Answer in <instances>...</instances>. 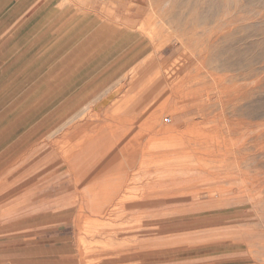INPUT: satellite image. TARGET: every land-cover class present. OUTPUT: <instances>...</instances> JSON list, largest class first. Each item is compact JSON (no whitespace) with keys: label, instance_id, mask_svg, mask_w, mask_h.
<instances>
[{"label":"rangeland","instance_id":"rangeland-1","mask_svg":"<svg viewBox=\"0 0 264 264\" xmlns=\"http://www.w3.org/2000/svg\"><path fill=\"white\" fill-rule=\"evenodd\" d=\"M19 1L0 21V121L40 91L17 162L45 141L50 156L24 188L15 162L0 168V264H264V0ZM64 51L110 81L77 110ZM143 60L155 68L131 78ZM146 99L155 121L133 111ZM39 183L52 188L23 199Z\"/></svg>","mask_w":264,"mask_h":264},{"label":"bare ground","instance_id":"bare-ground-1","mask_svg":"<svg viewBox=\"0 0 264 264\" xmlns=\"http://www.w3.org/2000/svg\"><path fill=\"white\" fill-rule=\"evenodd\" d=\"M160 19H161V22H162V18H160ZM153 64L154 63H150L148 65L146 63V61L143 60V62H140L139 64H137L134 67V69L132 70L133 71V74L131 75V78H135L136 75H140L141 77H143V75H145L146 73H148V71H150L153 68H155V64L154 65ZM158 70H159L158 68L155 69V71L152 74V76ZM166 72H167V70L165 71V74H166ZM151 77L146 78L143 83L148 82L151 79ZM153 81H155V80H153ZM148 86H152V83H151V85H148ZM148 86H146V87H148ZM146 87H144V88H146ZM144 88H143V92H144V90H146ZM150 90L148 89V91H145L144 93H146L148 96H150V94H148L149 92H151ZM155 90H156V88H155ZM138 91H139V89H138ZM139 92H141V90ZM139 92H138V94L140 95ZM39 94H40V91H37V92L32 93L23 104H20L19 106L15 107L14 110L11 113H8L4 117V120L3 121H0V168L1 169L2 168H5L7 166H10L11 163H14L15 162L14 164L16 165V167H15V165H14V167L13 166L12 167L10 166L9 169L10 168L11 169L12 168H15V171L18 172V173H15V176L13 178L14 180L11 182V187L14 185L12 187V190L13 189L14 190L15 189H18V188H20V186L23 187V188L26 187V186L28 187V185L30 184V181H31L32 177H34V176L36 177L37 175H41L40 170H43L47 166V163H44V164H41L40 165V168H38V165L37 164L38 163H41L43 161H46L45 159L48 156H50V148H49L50 145L48 144V142L45 141V143H44L45 145H43L44 147H43V150H42V153H41V156L39 157V159H37V160H34L33 158L29 159L28 158V155H27V157H24L22 159V161H20L19 163L17 162L18 159L20 158V157L18 158L19 153L22 152V150L24 149L23 146H19V145H21L26 140V138L32 136V135H30L31 133L35 132V130L32 129L33 127H28L26 129V125L29 124V123L27 122V119L25 117H20V116H22V114L25 113V112L27 113V111L30 108V104L32 103V101H34L36 99V97L39 96ZM143 95H145V94H143ZM143 95H141V96H143ZM180 97H182V96H180ZM6 98L7 97H4L3 99H1L0 100V104L3 103V102H5L6 101L5 100ZM142 99H144V98H142ZM149 101H150V99H146V100H142V101L139 100L138 102H137V100H134V103H136V105H135L136 107L134 106L133 111H136V110L139 109V112H140L141 115L144 116V114L145 115L147 114L149 117H153V121H155V113H154V110H150L149 109L150 106H151V105L149 106ZM106 102H107V99H102L100 101V104L102 105V104H105ZM127 104H129V103H127ZM157 104H158V107L157 108H159V109L162 108V107L164 108V107L167 106V101H161V102H159ZM127 107L128 106H126L125 109H121L120 107L117 106V110H115V111H116V113H118V115L111 116V117H114L112 119L113 120H116L119 123H122L125 120V118L123 116H120L119 114L122 111H124V110H125L124 112L131 113L130 110H129V107L128 108ZM174 107H176V106H174ZM176 111H177V109H174L173 107L170 108V113L171 114H174V115H179L180 116L184 112V110H183L182 107H181V109H180V111L178 113ZM155 112L157 113V111H155ZM7 125L9 127L7 129H5V131H3L2 129L4 127H6ZM153 125H155V123ZM163 126H165V125H163ZM178 127H179V124L178 123H175V124L171 125L170 127L167 126V127L159 128L157 130V132L158 133H163V134H169L168 136L175 137V136H172V134L173 133H176V131L178 130ZM105 134L110 135V136H114L115 135V133H113L112 131H109L108 133H105ZM90 147H91V145H90ZM84 152H83V154H85V155L82 156L81 160H83V162H86V165L87 164L89 165L90 162H92V160L95 159L96 156L98 155V151L94 152V150L91 149V148H89V149L86 148L84 150ZM124 152H125V150H120V151L113 150L109 154L104 155L105 156L104 158L102 156V159L103 160H101V159H99V160H101L103 163H101V162L100 163L103 164V166H104V164H107V165H111L112 166V164L114 163V161H116L118 158H120L119 155L120 154H123ZM10 154H11V156H10ZM27 158L29 160H27ZM105 167L106 166H104L103 168H105ZM49 177H50V175H49ZM15 184H17V185L15 186ZM31 186H32V184H31ZM43 186H44V188H43ZM41 188H43V189H41ZM50 188H52V185L51 184H48L47 183V184H43L41 186V183H39L36 186L34 185V187L26 188L25 190L22 191V193H20V195L23 196V199H25V198H28L29 199V198H32V197H36L37 195H39V193H43L44 191H46V190H48ZM38 191H39V193H38ZM20 195H16V197L17 196L19 197Z\"/></svg>","mask_w":264,"mask_h":264},{"label":"crops","instance_id":"crops-1","mask_svg":"<svg viewBox=\"0 0 264 264\" xmlns=\"http://www.w3.org/2000/svg\"><path fill=\"white\" fill-rule=\"evenodd\" d=\"M18 1L19 0H16V3L14 2L9 7L8 0H0V11L6 9L5 13L1 12L0 14L1 24L12 20L15 15V11L17 10L16 8L20 3V1ZM64 53V95L62 98L67 111L69 109L77 110L83 105H87L91 102L93 103L94 98H96L100 89H105L110 81L108 80V82L106 81V83L102 85L98 84L99 73L94 69L93 60H90L89 56H84L77 60L76 56L73 57L68 55L67 51H64ZM107 56L110 57V55ZM112 59L113 58L111 56L108 62H112ZM71 64L75 65L74 73H71V69H69Z\"/></svg>","mask_w":264,"mask_h":264},{"label":"built area","instance_id":"built-area-1","mask_svg":"<svg viewBox=\"0 0 264 264\" xmlns=\"http://www.w3.org/2000/svg\"><path fill=\"white\" fill-rule=\"evenodd\" d=\"M166 122H170V118L169 117L166 118Z\"/></svg>","mask_w":264,"mask_h":264}]
</instances>
